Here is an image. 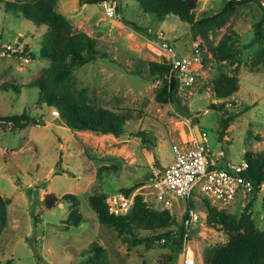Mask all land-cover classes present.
Here are the masks:
<instances>
[{
    "label": "rangeland",
    "instance_id": "1",
    "mask_svg": "<svg viewBox=\"0 0 264 264\" xmlns=\"http://www.w3.org/2000/svg\"><path fill=\"white\" fill-rule=\"evenodd\" d=\"M226 1L197 0L195 16L214 13ZM116 5L120 11L109 16L104 2H56V8L71 20L74 30L93 36L97 47L106 53L76 68L74 80L78 87H86L92 103L130 113L118 136L72 129L59 113L54 114L55 107L37 100L38 88L30 83L50 65L49 59L39 55L45 26L34 25L20 12L4 11L0 3V37L21 43L23 55L28 57L26 61L19 53H0V113L26 110L42 119L40 124L21 129H13L6 122L0 124V194L8 197L5 223L0 227V264H85L89 258L85 249L92 242L103 247L101 260L105 264H178L180 250L174 256L168 246L147 247L143 242L128 246V234H120L115 227L98 220L89 195H108L133 187L130 193L141 195L151 206L149 175L172 159L173 143L183 146L191 142L194 122L214 155L223 150L225 158L238 162L245 150L264 148V62L251 68L260 45L245 46L254 36V22L262 12L258 0L238 6L226 24L212 30L206 41L192 38L190 24L175 14L159 20L144 12L137 0H116ZM158 30L164 32L165 40L178 54H188L195 41L206 50L208 44L215 45L224 33L230 32L238 48L239 66L234 69L229 60H216L207 50V60L204 64L198 62L192 84H179V103H160L154 95L161 82L149 74V61L168 62L160 41L154 37ZM220 71L236 74L239 88L234 94L236 102L219 109L210 102L220 101L211 86ZM225 109L237 114L226 129V137L220 135L218 125ZM138 131L146 134L148 147ZM67 191L79 199L83 220L77 226L67 222L68 202L58 201L50 208L43 203L46 192L61 196ZM198 196L175 197L172 216L177 224L181 223V209L187 203L199 213L206 212L205 198ZM224 208L236 215L250 211L255 225L264 227V190L250 196L239 191ZM199 222L188 244L195 250L197 264H204V250L225 242L228 235L201 217ZM151 233L136 230L138 237Z\"/></svg>",
    "mask_w": 264,
    "mask_h": 264
},
{
    "label": "trees",
    "instance_id": "2",
    "mask_svg": "<svg viewBox=\"0 0 264 264\" xmlns=\"http://www.w3.org/2000/svg\"><path fill=\"white\" fill-rule=\"evenodd\" d=\"M80 3H97L103 0H78ZM116 2V0H114ZM144 12L154 14L163 20L167 14H175L181 20L190 24L192 38L207 40L208 34L230 19L238 6L251 0H227L224 6L214 13L197 18L195 8L197 0H137ZM261 5V15L254 22V36L245 44L251 46L259 43L260 47L251 60V68L264 62V1ZM57 0H0L6 12H20L34 25H44L45 31L39 42V55L47 58L50 65L36 77L31 86L38 88V101L53 106L64 119L65 124L72 129L91 130L100 133H112L118 136L123 132L125 121L130 113L118 112L104 106L92 103L86 94V87L77 86L74 80V70L83 64L94 61L106 55L96 44V39L84 30H74L71 20L56 8ZM116 12L120 7L115 5ZM137 30L141 27L132 21L125 20ZM149 33L148 31H146ZM155 37V35H154ZM199 44V55L204 64L206 52L211 51L216 60H229L234 69L239 66L238 48L230 32L224 33L215 45L202 49ZM167 61H149V74L160 80L155 88L154 98L160 103L178 101L177 90L179 81L175 71H170ZM140 72V70L138 71ZM212 93L220 101L210 102L211 106L223 108L228 103H235L234 94L239 88V79L234 73L220 71L211 82ZM186 113H189L185 109ZM219 120L220 135H224L228 125L236 117L235 113H227ZM6 122L13 129H21L28 124H40L42 119L23 110L16 114H1L0 124ZM138 136L148 147L149 140L143 131ZM247 165L242 172L245 179L257 184L264 179V148L254 151L247 149L243 154ZM133 187L121 188L127 195ZM104 193L89 195L88 200L101 223L115 227L120 234H128V246L143 242L147 247L153 245L168 246L176 256L181 246L183 226L177 224L175 217L167 209H155L148 205L141 195L135 194L131 210L126 214H114L108 211ZM249 199V198H248ZM64 201L70 205L67 222L77 226L83 220L79 210L78 197L73 192H65L61 196L53 192L44 194L43 203L46 208L53 207L57 202ZM8 197L0 194V227L6 219ZM206 207V223L219 226L225 230L228 238L225 242L209 246L204 250V264H264V227L255 225L250 211L235 214L225 208H218L208 199H204ZM36 221V218H34ZM151 231L150 235L138 237L137 229ZM129 238V239H128ZM85 252L89 254L85 264H105L101 260L103 247L92 242ZM172 255V256H173Z\"/></svg>",
    "mask_w": 264,
    "mask_h": 264
},
{
    "label": "built area",
    "instance_id": "3",
    "mask_svg": "<svg viewBox=\"0 0 264 264\" xmlns=\"http://www.w3.org/2000/svg\"><path fill=\"white\" fill-rule=\"evenodd\" d=\"M102 2H104L106 13L109 16L116 15L114 0H103ZM150 30L152 29L150 28ZM154 35L160 41L168 63L171 65L170 71H175L179 83L192 84L197 64L200 60L202 61L198 43L194 42V46L188 54H178L174 47L165 40L163 31L158 30ZM5 51L13 54L19 53L24 60H28V57L23 55L25 51L21 43L5 41L0 37V53ZM53 112L58 114L56 108L53 109ZM206 141L207 138L202 133L200 141L194 136L191 142L186 145L182 146L178 143L171 145L172 159L148 177L151 207L167 209L172 214L175 197L188 199L191 196L197 199L199 194L216 207L224 208L235 199L239 191L244 196H250L253 192L264 190V179L253 184L242 176L247 165L244 157L240 161L234 162L225 158L223 150H219L217 155H214L209 150ZM134 198V193L127 195L124 191L118 190L108 194L105 197V203L109 212L123 215L131 210ZM180 214L183 232L180 246L181 259L178 264H197L195 250H192L188 242L192 230L197 224H201L199 218L206 221V212L199 213L191 203H187L181 209Z\"/></svg>",
    "mask_w": 264,
    "mask_h": 264
},
{
    "label": "water",
    "instance_id": "4",
    "mask_svg": "<svg viewBox=\"0 0 264 264\" xmlns=\"http://www.w3.org/2000/svg\"><path fill=\"white\" fill-rule=\"evenodd\" d=\"M193 131H194V135H195L196 139L199 140V141L202 140V132L199 129V126H198L197 122L193 123Z\"/></svg>",
    "mask_w": 264,
    "mask_h": 264
},
{
    "label": "crops",
    "instance_id": "5",
    "mask_svg": "<svg viewBox=\"0 0 264 264\" xmlns=\"http://www.w3.org/2000/svg\"><path fill=\"white\" fill-rule=\"evenodd\" d=\"M224 136H225V134H224ZM226 137V136H225ZM244 202H242V204H243Z\"/></svg>",
    "mask_w": 264,
    "mask_h": 264
}]
</instances>
